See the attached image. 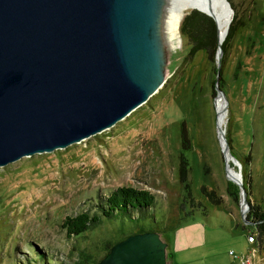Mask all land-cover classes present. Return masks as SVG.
I'll list each match as a JSON object with an SVG mask.
<instances>
[{
    "label": "rangeland",
    "instance_id": "374dc122",
    "mask_svg": "<svg viewBox=\"0 0 264 264\" xmlns=\"http://www.w3.org/2000/svg\"><path fill=\"white\" fill-rule=\"evenodd\" d=\"M232 2L238 17L252 19L229 46L224 67L227 104L220 98V125L226 140L230 133L232 155L246 161L248 219L252 206L264 210V0ZM173 7L174 0H169L158 43L165 53H174L167 57L166 81L157 92L102 132L0 166V264H36L41 257L48 264H73L81 251L91 254L84 264H94L105 253L106 242L148 229L172 249L181 246V224L193 218L217 228L208 233L214 240L201 248L216 253L211 258L216 264H236L231 250L264 264V234L259 238L256 224L244 222L239 192L237 198L232 194L237 185L226 176L216 137V93L209 83L216 74L203 50L181 63L189 46L179 33L181 18L175 30L169 27ZM191 9L185 8L181 17ZM182 157L189 166L184 179L191 195L179 178ZM121 185L149 191L153 207L133 210L132 221L104 217L78 236L66 235L61 227L66 215L99 213L98 203ZM176 223V229L160 233ZM251 233L254 240H249Z\"/></svg>",
    "mask_w": 264,
    "mask_h": 264
},
{
    "label": "water",
    "instance_id": "95a60500",
    "mask_svg": "<svg viewBox=\"0 0 264 264\" xmlns=\"http://www.w3.org/2000/svg\"><path fill=\"white\" fill-rule=\"evenodd\" d=\"M166 3L0 0V166L102 132L157 92L174 53L158 43ZM216 32L214 89L227 104L218 84L223 50ZM215 116L226 176L238 187L244 222L254 224L246 219L243 182L228 176L226 155L239 175L241 163L223 135L221 142L216 110ZM166 247L158 232H136L113 243L96 264H168Z\"/></svg>",
    "mask_w": 264,
    "mask_h": 264
},
{
    "label": "trees",
    "instance_id": "16d2710c",
    "mask_svg": "<svg viewBox=\"0 0 264 264\" xmlns=\"http://www.w3.org/2000/svg\"><path fill=\"white\" fill-rule=\"evenodd\" d=\"M234 10L233 18L228 25L227 33L224 39L221 42V47L223 50V54L221 57V64H220V72L218 77V84L220 88L224 90V86L226 84V78L224 77V67L226 63V57L229 50L230 43L235 36V34L240 33L241 29L248 23L252 16L238 17L237 10L235 9V5L233 4L232 0H228ZM255 9V6H254ZM253 9V10H254ZM179 31L182 36L186 39V44L189 46V50L186 55L183 57L181 63H188L191 61L193 54L198 50H203L206 53L207 63L209 64L210 71H214L216 74V65H215V53L217 48V37H216V26L213 19L198 11L197 9L193 8L188 10L184 16L182 17L180 24H179ZM234 42V41H233ZM232 42V44H233ZM236 75V73H235ZM209 83L211 87H214L215 84V77L209 79ZM229 125V123H228ZM184 128L181 131L182 135H184ZM227 141L229 143V147H231V136L228 132ZM186 141V138H185ZM182 161L179 165V178L181 183L184 185V188L187 191L188 195L190 194V185L189 182L186 183L184 176L185 170L189 167L186 158L182 157ZM239 162L241 163V172L243 176V185L247 191V186L244 183L246 182V172H245V160L238 158ZM235 186V184H234ZM236 187L235 192H231L233 197L237 198L238 187ZM230 193V194H231ZM247 200H249V196H247ZM213 201H218L214 200ZM154 199L152 194L144 189H137L132 186H118L112 189L104 199L98 203L99 213L95 212L90 214L88 211H81L75 215H66L61 221V227L64 228L65 233L68 237L70 236H78L85 232L90 228H94L98 223L101 222L102 218H117L121 221L129 220L132 221L135 217L133 216V210L135 209H142L148 210L153 207ZM248 219L250 218L252 221L255 222L257 226V236L261 238V235L264 234V210H258L257 207L252 206L249 213ZM180 226L179 223L171 226L169 229L166 227L160 229V233L162 235L169 232L170 230L176 229ZM150 230V229H148ZM148 230H139L138 232L148 231ZM162 230V231H161ZM136 233V232H133ZM164 240V239H163ZM166 242V240H164ZM115 243V242H113ZM112 242L105 243V253L109 250L110 246L113 244ZM167 243V242H166ZM81 254L77 257L73 264H84L89 262L88 258L91 257L90 253L80 252ZM103 254V256L105 255ZM170 247L167 243L166 247V255L167 257L170 256ZM102 256V257H103ZM42 260L41 263L36 262V264H48L46 261ZM101 258V257H100ZM99 258V259H100ZM98 259V260H99ZM97 261H94L96 264Z\"/></svg>",
    "mask_w": 264,
    "mask_h": 264
},
{
    "label": "crops",
    "instance_id": "0c3cea01",
    "mask_svg": "<svg viewBox=\"0 0 264 264\" xmlns=\"http://www.w3.org/2000/svg\"><path fill=\"white\" fill-rule=\"evenodd\" d=\"M181 225L182 235L179 241L181 246L176 245V248L170 249L169 264H216L214 260H211L212 257L217 256L216 253L204 251L201 248L205 247L209 240H214V237H208V233L214 234L217 228H207L199 218H193ZM175 256H178V261Z\"/></svg>",
    "mask_w": 264,
    "mask_h": 264
},
{
    "label": "bare ground",
    "instance_id": "6f19581e",
    "mask_svg": "<svg viewBox=\"0 0 264 264\" xmlns=\"http://www.w3.org/2000/svg\"><path fill=\"white\" fill-rule=\"evenodd\" d=\"M168 2L169 0H167L165 7L168 6ZM187 7L201 9L210 13L214 17L217 30L221 28V32L218 31V40L222 42V40L224 39L227 33L228 25L231 20V12L226 4V0H174V7L168 19L169 27L171 29L175 30L178 27V23L180 21L182 11ZM152 77H154V75H152ZM152 82L153 79L150 81L148 80V85ZM220 98L221 97L219 96L215 97V110L217 112V122L219 124L223 117V112L219 111ZM222 135L223 133L221 132L219 137L221 142H223V139L221 138ZM228 171L233 176L234 179H241V181L243 182L242 174L239 175V173H236L235 170L231 168L230 163H229ZM247 206L245 207V211L247 210Z\"/></svg>",
    "mask_w": 264,
    "mask_h": 264
},
{
    "label": "built area",
    "instance_id": "2783aa9c",
    "mask_svg": "<svg viewBox=\"0 0 264 264\" xmlns=\"http://www.w3.org/2000/svg\"><path fill=\"white\" fill-rule=\"evenodd\" d=\"M249 240H254V236L253 234H249ZM230 254H232L234 256V259H235V263L236 264H254L251 260H250V257L249 256H238L236 255L232 250L229 252Z\"/></svg>",
    "mask_w": 264,
    "mask_h": 264
}]
</instances>
